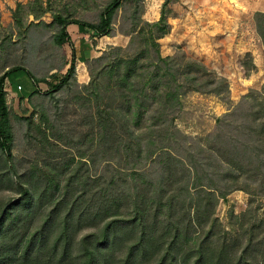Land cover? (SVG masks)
Returning a JSON list of instances; mask_svg holds the SVG:
<instances>
[{"label": "trees", "instance_id": "obj_1", "mask_svg": "<svg viewBox=\"0 0 264 264\" xmlns=\"http://www.w3.org/2000/svg\"><path fill=\"white\" fill-rule=\"evenodd\" d=\"M168 2L158 21L147 22L135 9L117 30L122 0L100 14L101 28L51 15L47 26L57 25L55 37L64 40L53 43L69 49L70 59L63 54L65 74L50 91L29 97L74 84L85 113L83 149L78 141L76 154L66 156L57 144V123L43 109L40 143L58 155L34 161L26 172L13 163L4 86L18 71L37 83L23 66L6 69L19 43L0 42V193L17 194L0 201V264H264V217L256 203L264 199V101L251 91L216 118L214 130L200 141L177 128L188 92L230 100L226 80L203 64L184 54L161 55ZM22 8L16 4L12 19L24 35L17 16ZM43 14L28 15L39 21ZM254 22L264 48V12H256ZM69 25L92 39L128 38L125 47L108 46L85 61L86 85L76 83ZM234 191L248 196V208L230 215L227 232L216 207Z\"/></svg>", "mask_w": 264, "mask_h": 264}, {"label": "rangeland", "instance_id": "obj_2", "mask_svg": "<svg viewBox=\"0 0 264 264\" xmlns=\"http://www.w3.org/2000/svg\"><path fill=\"white\" fill-rule=\"evenodd\" d=\"M113 0H0V42H18V46L10 52L7 68L23 66L27 69L37 85L24 72L12 73L5 81L6 101L13 132L11 151L13 163L20 172H26L34 161L49 162L58 155L44 147L40 140L42 130L40 124L41 110L49 111L56 121L55 136L61 138L57 142L66 156L76 154L75 143L83 149L84 109L78 97L76 86L64 87L53 95L32 94L35 90L45 93L65 74L61 70L63 54L69 60L70 50L62 51L60 46L64 40L55 37L59 27L51 24L52 14H60L70 20L89 22L101 28L100 14ZM164 0H122L118 9L114 28L118 29L123 18L129 17L135 9L143 12V19L156 22L160 17ZM23 8L17 13L26 29L20 32L12 19L16 4ZM44 11L39 21H33L29 13L38 14ZM164 12L169 25L168 33L159 42L163 57L184 54L186 58L203 64L209 72L226 80L229 90L230 104L208 94L188 92L182 98L183 110L175 122L177 128L200 141L211 133L215 127V119L227 112V108L235 106L242 97L256 91L258 100L264 101V48L256 32L254 14L264 12V0H169ZM30 22L40 25L28 26ZM45 24V25H44ZM122 25V24H121ZM116 39L101 40V49L110 46L125 47L128 38L116 35ZM94 42V41H93ZM96 42V41H95ZM114 43L115 45H111ZM75 47V79L78 85H86L89 81L85 61L92 59L96 51L90 39L76 42ZM29 46V47H28ZM33 51L29 52V48ZM100 56V54H97ZM3 53L1 57L7 58ZM28 58L29 61H22ZM3 67V66H2ZM5 69V70H6ZM3 68H0V74ZM18 86L21 90H18ZM16 192L0 193V201L7 202L15 198ZM248 196L241 191H234L225 200H220L216 207V217L225 231H230V215H239L248 208ZM260 205L258 216L264 217V199L256 202Z\"/></svg>", "mask_w": 264, "mask_h": 264}, {"label": "crops", "instance_id": "obj_3", "mask_svg": "<svg viewBox=\"0 0 264 264\" xmlns=\"http://www.w3.org/2000/svg\"><path fill=\"white\" fill-rule=\"evenodd\" d=\"M67 33L69 34L70 38H71V42L73 44V47H74V51H75V47H76V42H79V40H82V39H90V41H92V43L95 45V49L96 51H104L103 49H101V40H103L104 38L107 39V38H112V39H116V37H107V36H103V37H100V38H91L88 34H81L78 30V27L75 26V25H69L67 27ZM94 41V42H93ZM96 41V42H95ZM110 46V43L108 44ZM111 45H115L114 43H111ZM101 52H94V56H91V58H96L98 57L97 54H101ZM76 59V58H75ZM75 66H76V63H75Z\"/></svg>", "mask_w": 264, "mask_h": 264}, {"label": "built area", "instance_id": "obj_4", "mask_svg": "<svg viewBox=\"0 0 264 264\" xmlns=\"http://www.w3.org/2000/svg\"><path fill=\"white\" fill-rule=\"evenodd\" d=\"M18 90H21L19 86H18Z\"/></svg>", "mask_w": 264, "mask_h": 264}]
</instances>
